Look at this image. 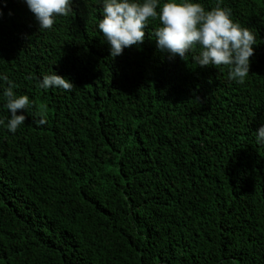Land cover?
I'll use <instances>...</instances> for the list:
<instances>
[{"label":"trees","instance_id":"1","mask_svg":"<svg viewBox=\"0 0 264 264\" xmlns=\"http://www.w3.org/2000/svg\"><path fill=\"white\" fill-rule=\"evenodd\" d=\"M199 2L256 34L243 84L161 51L158 19L113 58L101 0L50 29L0 0V73L32 102L9 132L0 80V264H264V0Z\"/></svg>","mask_w":264,"mask_h":264},{"label":"clouds","instance_id":"2","mask_svg":"<svg viewBox=\"0 0 264 264\" xmlns=\"http://www.w3.org/2000/svg\"><path fill=\"white\" fill-rule=\"evenodd\" d=\"M34 14L38 26L43 29L53 27L57 18L72 11L73 0H25ZM103 15L98 29L109 45L110 56L116 57L123 50L139 45L145 38L149 19H158L155 29L157 47L170 56L185 58L199 47L193 59L197 65L228 66L229 79L243 84L250 73V57L254 54L256 34L242 27L232 16L231 10L220 3L206 10L199 0H101ZM3 15L0 9V16ZM0 80L7 81L3 91L10 118L7 130L15 133L27 119L26 111L32 103L28 95H16V87L6 75L0 73ZM42 89L59 88L70 91L73 82L53 71L39 81ZM18 110H23L18 114ZM46 123L44 117L38 120ZM255 141L264 144V123L255 131Z\"/></svg>","mask_w":264,"mask_h":264}]
</instances>
